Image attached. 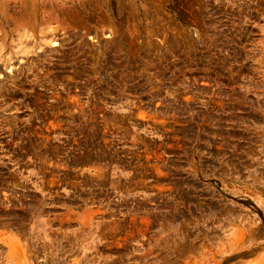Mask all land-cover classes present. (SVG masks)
<instances>
[{
  "label": "rangeland",
  "instance_id": "rangeland-1",
  "mask_svg": "<svg viewBox=\"0 0 264 264\" xmlns=\"http://www.w3.org/2000/svg\"><path fill=\"white\" fill-rule=\"evenodd\" d=\"M0 264H264V0H0Z\"/></svg>",
  "mask_w": 264,
  "mask_h": 264
},
{
  "label": "trees",
  "instance_id": "trees-1",
  "mask_svg": "<svg viewBox=\"0 0 264 264\" xmlns=\"http://www.w3.org/2000/svg\"><path fill=\"white\" fill-rule=\"evenodd\" d=\"M91 160H93V161H98V159H97V155L96 154H94V151H92V153H91ZM116 168V166H114V165H112V164H110V166H109V173L108 174H110L111 173V171L113 170V169H115Z\"/></svg>",
  "mask_w": 264,
  "mask_h": 264
}]
</instances>
